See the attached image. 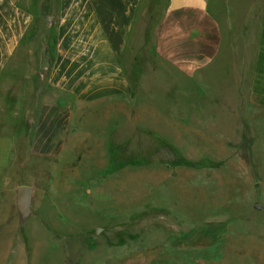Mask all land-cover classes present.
<instances>
[{"label":"rangeland","instance_id":"obj_1","mask_svg":"<svg viewBox=\"0 0 264 264\" xmlns=\"http://www.w3.org/2000/svg\"><path fill=\"white\" fill-rule=\"evenodd\" d=\"M206 1L192 69L159 52L147 11L123 55L129 93L62 111L29 160L26 133L52 104L38 68L47 26H35L20 68L0 78L17 92L30 163L18 184L33 188L17 260L24 243L27 264H264V109L248 101L264 0Z\"/></svg>","mask_w":264,"mask_h":264},{"label":"crops","instance_id":"obj_2","mask_svg":"<svg viewBox=\"0 0 264 264\" xmlns=\"http://www.w3.org/2000/svg\"><path fill=\"white\" fill-rule=\"evenodd\" d=\"M23 2L0 0V78L5 70L20 68L23 43L37 24L45 23L46 64L38 68L43 75L41 87L51 92L52 104L43 101L37 109L36 125L26 133L32 149L29 160L34 148H49L46 142L49 126L60 124L62 111L71 117L75 107L89 108L129 93L123 55L147 11L159 15V52L167 53L169 49L172 62L185 55L182 60L179 58V63H189L190 69L194 62L195 28L203 31L209 17L206 0H25V5ZM26 68L32 66L27 63ZM7 81L6 77L0 79V89ZM9 92L0 90V263L9 264L14 259L15 264H27L24 243L21 244L24 256L19 255L18 260L16 256L17 236L22 227L15 191L19 186H27L18 184L19 165L30 163L27 156L19 163L18 98L17 92L11 89ZM248 101L264 109V28L256 45ZM31 108L27 105L26 110ZM63 253L65 257V249Z\"/></svg>","mask_w":264,"mask_h":264},{"label":"water","instance_id":"obj_3","mask_svg":"<svg viewBox=\"0 0 264 264\" xmlns=\"http://www.w3.org/2000/svg\"><path fill=\"white\" fill-rule=\"evenodd\" d=\"M32 195L30 186H19L15 191V205L22 224L32 214Z\"/></svg>","mask_w":264,"mask_h":264}]
</instances>
